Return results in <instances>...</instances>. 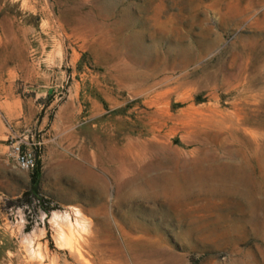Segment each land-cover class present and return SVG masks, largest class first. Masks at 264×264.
Masks as SVG:
<instances>
[{
  "label": "rangeland",
  "instance_id": "obj_1",
  "mask_svg": "<svg viewBox=\"0 0 264 264\" xmlns=\"http://www.w3.org/2000/svg\"><path fill=\"white\" fill-rule=\"evenodd\" d=\"M0 264H264V0H0Z\"/></svg>",
  "mask_w": 264,
  "mask_h": 264
},
{
  "label": "bare ground",
  "instance_id": "obj_2",
  "mask_svg": "<svg viewBox=\"0 0 264 264\" xmlns=\"http://www.w3.org/2000/svg\"><path fill=\"white\" fill-rule=\"evenodd\" d=\"M10 144V148H11V150H12V153H13V155H14V157H15V159L16 160H37L36 159V156H35V154H34V152L31 150V148H29L28 147V144L27 143H17V144H14V143H9ZM128 146V145H127ZM131 146V145H130ZM107 148V147H106ZM128 148H130V147H128ZM131 148H132V146H131ZM130 148V149H131ZM99 149V148H98ZM104 149V148H103ZM125 150H127V149H125ZM98 152V151H97ZM134 153H135V150H134ZM98 154V153H97ZM101 154V153H100ZM99 154V155H100ZM123 154H125V153H123ZM137 154V153H136ZM186 154V153H185ZM106 155V154H105ZM128 155V154H127ZM95 156V155H94ZM126 156V155H125ZM100 157V156H99ZM90 158H92V157H90ZM103 158V157H102ZM123 158V157H122ZM127 158H128V156H127ZM126 158V159H127ZM138 158V157H137ZM140 159V158H139ZM142 159V158H141ZM129 160V159H128ZM91 161V160H90ZM94 161V160H93ZM102 161V160H101ZM104 161H105V159H104ZM120 161V160H119ZM119 161H118V163H119ZM131 161V160H130ZM129 161V162H130ZM139 161V160H138ZM122 162V161H121ZM143 163V162H142ZM105 164V163H104ZM131 164V163H130ZM139 164V163H138ZM129 165V164H128ZM133 165H134V162H133ZM18 166L20 167V169H22L23 171H27V169L26 168H23V166L22 165H20V164H18ZM100 166V165H99ZM109 166V165H108ZM159 166V165H158ZM98 167V166H97ZM104 167V166H103ZM106 167H107V165H106ZM110 167V166H109ZM127 167V166H126ZM130 167H132V166H130ZM129 167V168H130ZM151 168V167H150ZM166 168V167H165ZM119 169V168H118ZM132 169V168H131ZM129 170V169H128ZM101 171V170H100ZM119 171V170H118ZM123 171V169L121 168V172ZM152 171V170H151ZM131 172V171H130ZM103 173V172H102ZM128 173V172H127ZM161 173V172H160ZM167 173V172H166ZM85 174V173H84ZM114 174H116V173H114ZM125 175V174H124ZM123 175V176H124ZM129 175V174H128ZM131 175V174H130ZM156 176V175H155ZM118 177V176H117ZM125 177L127 178V176L125 175ZM113 178V177H112ZM120 178H121V176H120ZM122 178H124V177H122ZM154 178H156V177H154ZM103 179V178H102ZM125 179V178H124ZM147 179V178H146ZM116 180H118V179H116ZM111 181V180H110ZM117 183V182H116ZM122 183H124V182H122ZM155 184V183H154ZM177 184H178V178H177V176H174V177H172L171 178V180L170 181H168L167 183H164V184H162V185H158L157 187H158V189H157V197H159L160 198V196H167V195H171V196H173L174 198H176L177 197V195H178V188H177ZM119 185H121V184H119ZM120 187V186H119ZM122 188H124V185L122 186ZM129 188V187H128ZM119 190V189H118ZM126 193V192H125ZM125 193L123 192H117L116 194L118 195L117 196V198H118V200L121 202V200H123V198L124 197H127L126 195H125ZM127 195H129V194H127ZM160 195V196H159ZM135 196V195H134ZM144 196V195H143ZM136 198V197H135ZM161 198H163V197H161ZM124 199H126V198H124ZM103 200V199H102ZM127 200V199H126ZM146 200V199H145ZM154 200V199H153ZM137 201V200H136ZM155 202V201H154ZM129 203V202H128ZM157 205H159V204H157ZM122 207V206H121ZM166 209H167V206L166 207H161V211L163 210L164 211V213H165V211H166ZM176 209V205L174 206V210ZM161 211H160V213H161ZM74 213V212H73ZM66 214V213H65ZM72 214V213H71ZM166 214V213H165ZM73 215V214H72ZM75 215L76 216H79L80 215V213L78 212V211H75ZM106 215V214H105ZM58 216H59V214H58ZM57 215H54V217H53V219H52V224L54 225V227L55 228H57L58 230V233H59V236H60V241L63 239V237H64V231H63V228H62V226H59V223L58 222H60V221H62V222H66V223H68L69 225H70V223H71V221H70V218H69V216L68 215H66L64 218H62L61 216H59L58 217ZM63 216V215H62ZM104 216V215H103ZM106 217V216H105ZM79 220H81V219H79ZM84 222V221H83ZM76 223H77V226H79V224H78V220H77V218H76ZM82 225V224H81ZM64 226V225H63ZM68 226V225H67ZM53 227V228H54ZM77 228H79V227H77ZM71 234V233H70ZM59 240V239H58ZM64 241V240H63ZM62 241V242H63ZM64 243V242H63ZM65 245V244H64ZM61 248H62V245H61ZM81 256V255H80ZM142 256V255H141ZM76 257V256H75ZM76 258H80V257H76ZM81 258H83L82 256H81ZM80 258V259H81ZM142 261V260H141ZM84 263H87V262H84Z\"/></svg>",
  "mask_w": 264,
  "mask_h": 264
},
{
  "label": "built area",
  "instance_id": "obj_3",
  "mask_svg": "<svg viewBox=\"0 0 264 264\" xmlns=\"http://www.w3.org/2000/svg\"><path fill=\"white\" fill-rule=\"evenodd\" d=\"M7 143H25V141L21 138V136H18L15 133L10 134L8 137ZM15 164H20L23 166V168L27 169V172H33L37 167V160H16L12 159Z\"/></svg>",
  "mask_w": 264,
  "mask_h": 264
},
{
  "label": "trees",
  "instance_id": "obj_4",
  "mask_svg": "<svg viewBox=\"0 0 264 264\" xmlns=\"http://www.w3.org/2000/svg\"><path fill=\"white\" fill-rule=\"evenodd\" d=\"M38 163H37V167L36 169L31 173L32 175V189H31V193H27L25 195V199L27 200L28 204H30L31 202V198L30 197H35L39 200V202H42V199L39 197V194H38V190H37V185H38V182H39V179L41 177V172L39 170V167H38Z\"/></svg>",
  "mask_w": 264,
  "mask_h": 264
}]
</instances>
